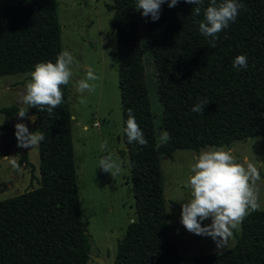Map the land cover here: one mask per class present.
I'll use <instances>...</instances> for the list:
<instances>
[{
	"label": "trees",
	"instance_id": "trees-1",
	"mask_svg": "<svg viewBox=\"0 0 264 264\" xmlns=\"http://www.w3.org/2000/svg\"><path fill=\"white\" fill-rule=\"evenodd\" d=\"M235 22L218 34L216 46L198 30L194 5L183 0L161 6L157 21L144 17V43L150 52L160 106L155 127L149 109L138 33L136 0H111L108 27L115 34L121 128L132 110L148 141L144 147L121 140L128 161L134 218L116 242L112 264H264V209L252 212L233 232L223 252L179 255L169 239L159 156L174 150L227 147L233 141L264 136V0H240ZM208 0H205L207 6ZM56 0H0V76L30 73L38 62H55L62 51ZM245 55L247 69L233 68ZM64 103L49 116L36 108V187L0 200V264H87L88 222L81 216L71 140V114ZM209 101L203 113L191 111ZM20 107L1 108L15 114ZM156 129L167 131L168 142ZM26 151L18 163L31 166ZM34 168H30L33 170Z\"/></svg>",
	"mask_w": 264,
	"mask_h": 264
},
{
	"label": "rangeland",
	"instance_id": "rangeland-1",
	"mask_svg": "<svg viewBox=\"0 0 264 264\" xmlns=\"http://www.w3.org/2000/svg\"><path fill=\"white\" fill-rule=\"evenodd\" d=\"M57 19L60 25L62 51H69L75 58L72 67L73 82L68 86L69 112L71 114V140L75 163V178L81 216L88 222L90 259L87 264H112L116 242L124 232L126 224L134 218V203L131 192L129 169L125 148L121 140V112L117 88L115 57V34L108 27L111 12L106 4L111 0H56ZM138 33L142 51L144 79L148 91L149 109L155 127L160 122V106L156 94L154 65L144 43V17L138 12ZM93 69L99 77L94 81L95 90L84 93L86 102L81 104V95L74 84L84 78L87 69ZM29 73L0 76V200L36 187L38 176L37 147L22 148L17 144L15 124L25 123L29 132L36 131L34 115L27 114L23 120L15 114H5L1 108L10 105L22 107L19 97L24 91ZM158 140L162 131L156 129ZM108 141L107 152L100 145ZM211 147L205 146L197 152L174 150L171 156L160 155L159 166L164 197L169 239L179 255L197 257L206 252L220 253L234 243L232 236L222 249H217L211 237L188 232L180 224L181 200H186L188 191L183 182L189 175L194 157ZM236 157L237 162L247 166L251 162L259 170L257 181L260 209H264V136H252L233 141L223 147ZM26 151L31 166L13 167L11 158L17 161ZM111 153L120 162L122 172L114 177L97 167L103 155ZM34 168L30 170V168ZM168 208L170 209L169 212ZM210 220L202 221V225ZM239 230L234 229L235 232ZM233 231V232H234Z\"/></svg>",
	"mask_w": 264,
	"mask_h": 264
},
{
	"label": "clouds",
	"instance_id": "clouds-1",
	"mask_svg": "<svg viewBox=\"0 0 264 264\" xmlns=\"http://www.w3.org/2000/svg\"><path fill=\"white\" fill-rule=\"evenodd\" d=\"M167 2L168 7H175L180 0H136L134 9L140 11L143 17H150L157 21L160 16L161 6ZM184 3L194 5L192 14L202 19L196 21L199 33L208 39L211 47L216 46L218 34L235 22L244 5L240 0H183ZM75 63L74 56L67 50L61 51L55 62H38L29 73L30 79L26 81L24 91L19 97L22 105L17 112L21 120L25 119L29 108H36L46 112L49 116L54 114V109L64 103L63 87L73 82L72 67ZM233 68L247 69L248 60L245 55H237L232 61ZM99 77L94 70H86L84 78L74 84L75 90L81 95L80 103L86 102L84 93L95 90L94 81ZM209 101L195 103L191 111L202 114ZM35 120L36 117L32 116ZM4 120V118H3ZM0 120V124L3 123ZM122 128L129 144L135 142L147 147L148 141L144 137L134 114L128 109V117L123 121ZM17 144L22 148L37 147L45 137L39 130L29 132L25 123L15 124ZM161 143L168 142L171 137L163 131L159 137ZM108 141L105 140L100 148L107 152ZM11 164L18 168L19 163L13 157ZM97 167L112 177L122 172V167L113 154L103 155L98 160ZM261 179L259 170L251 162L244 164L237 162L231 151L223 147L209 148L201 151L194 157L190 165L189 175L183 182V188L188 191L186 200H181L180 224L190 233L199 236L211 237L217 249H222L233 236L243 220L252 212L261 207L257 181ZM170 209L168 208L169 212ZM210 220L209 224L202 225V221Z\"/></svg>",
	"mask_w": 264,
	"mask_h": 264
},
{
	"label": "water",
	"instance_id": "water-1",
	"mask_svg": "<svg viewBox=\"0 0 264 264\" xmlns=\"http://www.w3.org/2000/svg\"><path fill=\"white\" fill-rule=\"evenodd\" d=\"M29 118H30V120L32 119L31 117H29ZM89 257H90V255H89ZM94 260L96 261L97 264H104L103 261L99 258H94Z\"/></svg>",
	"mask_w": 264,
	"mask_h": 264
}]
</instances>
